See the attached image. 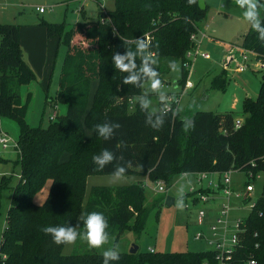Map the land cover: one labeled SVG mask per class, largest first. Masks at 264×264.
Segmentation results:
<instances>
[{
	"label": "trees",
	"instance_id": "16d2710c",
	"mask_svg": "<svg viewBox=\"0 0 264 264\" xmlns=\"http://www.w3.org/2000/svg\"><path fill=\"white\" fill-rule=\"evenodd\" d=\"M79 6L81 18L71 28L65 27V21H43L47 37L56 36L67 50L57 93L49 100L63 102L65 111L46 126L25 122L29 94L26 103H21L19 91L35 74L23 58L19 25L0 23V117L6 115L18 125L15 161L20 166L18 178L10 186L0 236V264H103V252L90 248L86 241L81 250L65 254L63 244H55L41 231L45 226H74L79 215L93 211L107 219L109 236L131 221L126 228L136 236L143 231L149 210L141 182L93 185L82 207L87 177L113 170L112 165L97 170L93 163L92 157L105 148L123 156L120 163L131 162L126 175L145 174L153 180L162 177L170 182L173 174L182 172L237 169L261 173L255 206L242 222L240 243L231 257L222 259L223 264H247L246 258L253 257L256 264H264V73L257 97L243 101L245 116L240 126H234L231 112L181 109L175 117L170 111L164 126L154 130L145 125V114L132 99L143 89L121 83L127 74L114 68L112 56L125 48L134 50V44L124 41L147 34L151 51L158 57L155 67L160 75L171 70L169 62L174 60L181 68L176 81L184 87L186 52L196 46L190 35L199 28L207 5L201 9L187 0H113V7L104 13L98 3L95 18L86 17L82 3ZM238 46L251 51L256 62L264 63V42L250 26ZM93 81L96 85L91 94ZM226 82L221 73L212 79V87L224 88ZM157 105L161 106L159 101ZM183 117L192 119L194 129L184 130ZM105 121L121 125L109 141L95 129ZM63 153H67L66 159ZM41 193L44 198L39 201ZM78 231H84L82 221ZM119 252L120 259L110 264L217 263L212 249Z\"/></svg>",
	"mask_w": 264,
	"mask_h": 264
},
{
	"label": "rangeland",
	"instance_id": "374dc122",
	"mask_svg": "<svg viewBox=\"0 0 264 264\" xmlns=\"http://www.w3.org/2000/svg\"><path fill=\"white\" fill-rule=\"evenodd\" d=\"M207 5L204 18L199 24L195 43L199 50L206 52L207 57L196 55L192 57L187 80L192 83L191 88L183 89L176 79L180 76L181 68L173 72L160 75L166 92H173L180 96V109L210 110L212 112H231L235 119L242 120V104L246 97L256 98L259 92L260 80L264 68L257 65L254 54L238 44L242 41L243 34L249 25L244 21L242 10L238 8L234 0H203ZM80 3L86 17L95 18L98 10V0H0V23H14L19 25V41L23 50V58L32 68L35 79L20 87L19 100L26 103L24 115L25 122L32 126H46L49 122V114L53 111L49 100L54 99L59 85L62 65L66 57V46L59 43L57 37H47L43 21H65L66 28L74 26L80 19ZM102 13L113 7V0L101 2ZM37 7H43V12H38ZM103 15V14H102ZM104 16V15H103ZM101 16V17H103ZM237 43V44H235ZM223 73L226 77L224 88L212 87V79ZM96 83L92 82L91 94ZM147 83L145 88H147ZM144 91V89H143ZM153 107H157L158 99L151 96ZM57 113L63 114L65 104L58 101ZM127 106V104H126ZM128 109V108H127ZM129 110V109H128ZM132 110V109H130ZM0 129L6 131L14 140L17 139L18 125L16 121L6 115L0 117ZM16 149L0 147V236L3 231L7 208L10 203V186H12L20 171L19 164L15 161ZM258 174V173H256ZM3 176L5 178H3ZM111 174H93L86 179L85 194L82 207L85 204L88 192L93 185L116 186L141 182L144 186V205L149 210L148 218L143 231L136 236L130 227H122L114 236H109V243L103 248L97 249L103 252L113 245H119V251H128L133 244L140 251L153 252H187L211 249V245L204 238L196 239V232H203L209 238V224L212 222L217 202H195L190 197L185 198V192L190 185L197 187L196 172L175 173L170 182L163 181L164 192L157 191L156 180L146 178L144 175L130 174L121 183H111ZM209 173L208 178L215 177ZM232 182L243 185L251 177L245 170L233 169L230 171ZM147 179V182H145ZM206 180H202V184ZM255 190L252 197L258 194L262 177H254ZM183 187V209L176 207V201L180 198V188ZM169 195L174 198L170 205L164 202ZM44 194L41 193L38 200L41 201ZM236 204L240 201L234 198ZM186 201V202H185ZM189 204V207L185 206ZM203 208L208 217L203 224L197 222V211ZM248 210L242 209L238 215L246 216ZM77 217L74 226L78 225ZM126 229V230H125ZM85 245L83 239L78 238L73 244H63L62 251L69 254L75 250H81ZM219 264V263H217Z\"/></svg>",
	"mask_w": 264,
	"mask_h": 264
},
{
	"label": "clouds",
	"instance_id": "9594fccd",
	"mask_svg": "<svg viewBox=\"0 0 264 264\" xmlns=\"http://www.w3.org/2000/svg\"><path fill=\"white\" fill-rule=\"evenodd\" d=\"M189 5L200 4L203 6V0H187ZM235 5L242 10L244 21L250 28L257 33L258 39L264 42V2L261 0H234ZM124 43L134 44L135 49L131 47L121 53L114 52L112 64L116 70L126 73L122 78L123 85H132L136 88L144 89L143 93L133 97L134 103L139 105L140 110L145 114V125L154 130H160L164 124L168 113L171 111L173 116L179 114L180 108L172 109L171 105L175 102V97H170L164 90V84L160 79V73L155 67L158 64L157 54L151 51V37L144 34L133 41H124ZM139 59V63L137 60ZM169 68L176 72L179 65L176 61L169 62ZM147 83L148 87L145 88ZM155 95L160 103L159 108L153 107L151 96ZM182 124L185 131L194 129L195 124L189 117L182 118ZM121 125L115 121H105L95 126L99 137L105 141L111 140ZM123 156H117L113 151L105 148L99 154L92 157L97 170H103L106 166L112 165L111 183H121L126 179V172L131 167V162L120 163ZM180 198L176 201V207L183 209V187L180 188ZM79 220L83 222V233L78 231L77 226H45L41 231L45 235H50L57 245L73 244L78 238L87 242L93 249L103 248L109 243V233L107 232L108 221L101 212H90L81 215ZM103 264H110L112 261L120 259L119 245H113L102 253ZM251 264H255L253 260Z\"/></svg>",
	"mask_w": 264,
	"mask_h": 264
},
{
	"label": "built area",
	"instance_id": "2783aa9c",
	"mask_svg": "<svg viewBox=\"0 0 264 264\" xmlns=\"http://www.w3.org/2000/svg\"><path fill=\"white\" fill-rule=\"evenodd\" d=\"M102 1L103 0H98V3L101 5ZM36 9L38 12L44 11L43 7H37ZM198 29L196 30V32H193L190 35V38L194 42ZM196 55L207 57V53L199 50L197 44L194 49L187 51L186 56L188 60H186L183 65L188 70V73L192 57ZM257 65L260 68H264V63L257 62ZM191 87L192 83L186 78L183 89ZM167 94L170 97H175V102H173L171 105L172 109L175 110L179 108L180 96L182 92L177 95L173 92H167ZM129 102L131 103V100H129ZM50 105L53 108V111L49 114L48 118L49 120H53L57 116L58 104L50 103ZM241 122L242 120L235 119L234 126H240ZM10 146L16 149V140H14L6 131L0 129V147L8 148ZM230 171L231 170H226L223 172H196L197 187L190 185L184 195L185 198L190 197L193 203H205L210 200H219L217 202L216 208L213 209L214 216L212 222L208 226L210 237L207 238L201 231L196 232L194 235L196 239L204 238L208 241V243L211 245V249L216 253V260L219 264H223V257H231L233 251L240 243L241 234L244 230L242 222L255 206L256 197L255 199H253L252 197V192L255 190V186L252 179H254V177H262L261 173L254 174L252 171H246L251 178L245 181L243 185H237L236 183L232 182ZM186 173L187 172H182V175H185ZM209 173H213L214 175H216V178H208L207 176L209 175ZM202 180H206L204 184H202ZM145 182H147V179ZM162 183L163 181L156 179L157 191L159 192L165 191V188H163L161 185ZM234 198L240 200L238 204H236V200H233ZM185 206L189 207V204L185 203ZM242 209L248 210L246 216L244 217L238 215V212ZM207 217L208 213L203 208H199L197 211L198 224H203ZM255 246H257V243L255 244ZM149 251L152 252L153 249L149 248ZM253 260L256 264V260L253 257L246 258L245 262L247 264H251ZM202 264H208V262H203Z\"/></svg>",
	"mask_w": 264,
	"mask_h": 264
},
{
	"label": "water",
	"instance_id": "95a60500",
	"mask_svg": "<svg viewBox=\"0 0 264 264\" xmlns=\"http://www.w3.org/2000/svg\"><path fill=\"white\" fill-rule=\"evenodd\" d=\"M198 6H199L201 9H204V7H205V3H204V1H203V6H201L199 3H198ZM173 201H174V198L171 197V196H169V195H167V196L165 197V199H164V202H165L166 205H170V204H172ZM137 248H138L137 245L133 244V245L131 246V248L129 249V252H130V253H134V252L137 250Z\"/></svg>",
	"mask_w": 264,
	"mask_h": 264
},
{
	"label": "crops",
	"instance_id": "0c3cea01",
	"mask_svg": "<svg viewBox=\"0 0 264 264\" xmlns=\"http://www.w3.org/2000/svg\"><path fill=\"white\" fill-rule=\"evenodd\" d=\"M21 42V44H22V41L20 40L19 41V43ZM21 46V45H20ZM21 49H22V47H21ZM23 51V50H22ZM244 116H245V114H244ZM244 118V117H243ZM84 130H85V134L86 135H89V133H90V131H89V129L88 128H86L85 126H84ZM67 158V153H63V159H66ZM140 175H144L146 178H147V175H145V174H140Z\"/></svg>",
	"mask_w": 264,
	"mask_h": 264
}]
</instances>
